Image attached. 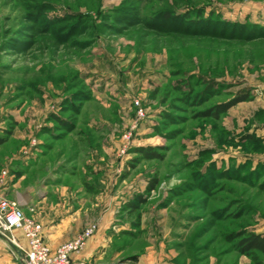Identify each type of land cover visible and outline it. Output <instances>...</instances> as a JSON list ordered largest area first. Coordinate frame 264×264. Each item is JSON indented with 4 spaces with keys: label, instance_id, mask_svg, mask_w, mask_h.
<instances>
[{
    "label": "rangeland",
    "instance_id": "374dc122",
    "mask_svg": "<svg viewBox=\"0 0 264 264\" xmlns=\"http://www.w3.org/2000/svg\"><path fill=\"white\" fill-rule=\"evenodd\" d=\"M238 24L264 33V0H0V179L37 143V185L55 171L57 189L118 207L106 260L253 264L226 237L264 233V135L244 118L264 93V34Z\"/></svg>",
    "mask_w": 264,
    "mask_h": 264
},
{
    "label": "crops",
    "instance_id": "0c3cea01",
    "mask_svg": "<svg viewBox=\"0 0 264 264\" xmlns=\"http://www.w3.org/2000/svg\"><path fill=\"white\" fill-rule=\"evenodd\" d=\"M255 101L258 104L255 111L244 118L256 116L257 121L254 119L250 132L259 137L263 135L261 119L264 116V93L258 94ZM5 133L0 130L1 137L7 136ZM30 146L20 154L23 160L19 161L18 165L15 160L19 154L13 158L14 162H8L10 166L7 168L2 188L9 200H17L22 204L26 216L30 215L41 224L43 240L49 247L54 249L74 238L88 225L96 224L97 230L88 239L82 253L71 258L73 264H173L162 249L158 252L148 250L133 260L115 263L121 253L119 248L113 252L110 261L106 260L107 249L120 237L121 231L125 230V225L122 224L119 215H116L119 214L118 207L110 206L100 197L96 198V202H91V190L87 188L57 189L59 186L56 185L58 179L55 178L57 176L55 171H51V176L46 177L45 184L37 185L36 173L33 177L31 175L41 164L37 154L44 153L37 147V143ZM15 176H18L17 179ZM12 236L16 246L26 249V240L21 231L14 230ZM16 246L0 235V264H22L21 250Z\"/></svg>",
    "mask_w": 264,
    "mask_h": 264
},
{
    "label": "built area",
    "instance_id": "2783aa9c",
    "mask_svg": "<svg viewBox=\"0 0 264 264\" xmlns=\"http://www.w3.org/2000/svg\"><path fill=\"white\" fill-rule=\"evenodd\" d=\"M139 115L143 116L140 110ZM261 131L264 135V125ZM124 138L127 139L128 136ZM3 173L4 176L0 179V191L6 176V173ZM14 230L21 231L26 240V249L16 246L12 236ZM96 230V224H91L71 240L53 249L43 240L41 224L24 214L19 201L9 200L0 193V235L21 250L22 264H73L71 258L82 253L88 239Z\"/></svg>",
    "mask_w": 264,
    "mask_h": 264
},
{
    "label": "trees",
    "instance_id": "16d2710c",
    "mask_svg": "<svg viewBox=\"0 0 264 264\" xmlns=\"http://www.w3.org/2000/svg\"><path fill=\"white\" fill-rule=\"evenodd\" d=\"M202 14H203L202 11L198 12V16H200ZM163 17L164 18H170L169 16H163ZM177 19H178V21H181L178 17H177ZM209 22L210 21H207L206 19H204V20L203 19H197L196 22H193V23L195 25H197V24H203V23H209ZM213 25H214V23H213ZM215 25H216V23H215ZM236 26H238V29L240 31H242L246 35V37H255V36L257 37V36H261L264 34V33H260L261 27H259V26L257 27V26H253V25L250 26V25H242V24H238ZM236 29H237V27H236ZM255 34H259V35H255ZM249 100H250V96L247 93H243L241 95L234 96L233 98H231L227 102L217 104L211 110H209L208 112L202 113L201 115L209 116V117H212V118L218 120L221 117V115L227 113V111L229 109H231L232 107H234L235 105H237L241 102H247ZM54 119L56 120V118H54ZM247 138L254 140V141H257V142L262 140V137L261 138L255 137V135L253 133H251V135H248ZM4 142H5V138H0V144H3ZM135 151L140 153L143 158H147V159H153V158L160 157V156H157L149 148H145V149L144 148H138V149H135ZM236 170H238V167L236 168ZM155 184H156V180L152 179L149 182V185L146 188V191L150 192L155 187ZM135 200L137 203H132V202L128 203V205H127L129 207L128 210L136 211L138 209V206L145 202L142 195L136 196ZM226 238H227V240H235L236 239L237 240V242H236L237 251L240 252V254H242L243 256H246L248 259H250L253 264H262V262L259 259V256L264 255V234H255V233L250 232V231L240 230L239 232L232 234V235H229Z\"/></svg>",
    "mask_w": 264,
    "mask_h": 264
}]
</instances>
